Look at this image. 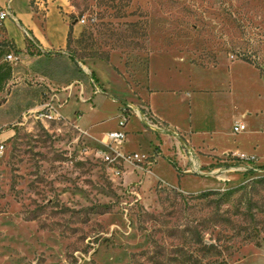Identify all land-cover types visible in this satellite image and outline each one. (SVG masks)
I'll return each mask as SVG.
<instances>
[{"label":"rangeland","instance_id":"obj_1","mask_svg":"<svg viewBox=\"0 0 264 264\" xmlns=\"http://www.w3.org/2000/svg\"><path fill=\"white\" fill-rule=\"evenodd\" d=\"M64 1L68 23L83 20L66 48L77 82L30 75L0 51V264H264V173L182 172L165 136L130 113L156 72L158 87H215L220 60L239 59L264 78V0ZM233 74L234 103L258 113L246 120L262 135L233 134L222 116L223 165L244 155L263 168L264 87L248 66ZM113 131L125 141L111 149L150 164L104 161Z\"/></svg>","mask_w":264,"mask_h":264},{"label":"crops","instance_id":"obj_2","mask_svg":"<svg viewBox=\"0 0 264 264\" xmlns=\"http://www.w3.org/2000/svg\"><path fill=\"white\" fill-rule=\"evenodd\" d=\"M32 4L36 6L37 11L33 9L31 0H0V8H7L11 14V17L3 22L1 32L12 46L11 52L18 59L17 64L25 67L30 75L40 79L56 78L61 85H72L79 80V73L73 70L74 63L66 53L67 34L70 30L72 36H77L80 32L79 22L68 23L66 13L69 14L70 11L65 7L64 0H45L41 1V4L33 0ZM41 8L43 12L39 13ZM0 51L4 52L3 57L8 53L7 48ZM29 52H33L37 60H33ZM51 60L61 61L62 65L56 67L50 64ZM220 61L224 71L220 79L223 81L215 87L193 86L189 78L183 88L158 87L153 82L156 72L147 82V89L143 91L140 99L142 105L130 104V113L134 112L137 118V114L144 109L158 125L169 131L156 132L164 135L174 148L175 155L184 167L182 172L196 173L195 170L198 169L201 172L199 175L211 176L210 171L224 166L227 148L220 147L222 135L219 122L222 116L229 120V130L236 123L244 124L245 130L238 133L242 137L254 138L262 135L246 120L247 116L257 117L258 113L251 114L246 108L241 110L234 103L233 72L238 65L248 66L256 82L262 87L263 76L255 66L243 60ZM220 61L206 69L218 70ZM186 69L192 71L199 68ZM14 73L20 75L17 71ZM259 114L261 115L262 111H259ZM173 125L180 128L184 136L172 129Z\"/></svg>","mask_w":264,"mask_h":264},{"label":"built area","instance_id":"obj_3","mask_svg":"<svg viewBox=\"0 0 264 264\" xmlns=\"http://www.w3.org/2000/svg\"><path fill=\"white\" fill-rule=\"evenodd\" d=\"M11 17L10 12L7 8H0V50L2 48L8 47V42L5 40L3 33L1 32V28L3 25V22ZM83 20H80L79 23H82ZM4 61L12 62L16 59V56L14 53L9 51L6 53L3 57ZM121 122L119 123L120 126H123L129 116V112L126 110V108H121ZM138 119L149 129L155 130V131H162V132H169L166 130V128L161 127L158 125L153 118L150 116V114L146 110L140 111L138 114ZM39 117H47L46 115L40 114ZM245 130V126L242 123H236L232 126L231 132L233 134H238ZM125 141V134L120 131H113L109 132L104 136L102 144L107 148V152L102 153V158L104 161L112 163L116 161V159L122 160L124 163L130 164L134 166L136 163H144L149 165L150 161L147 160L148 156L146 155H139L137 153H128V154H122L118 151H115L111 149V144L115 145H121ZM1 148V146H0ZM228 156V155H227ZM225 156V157H227ZM230 160L228 161V164L225 166H222V168L216 169L214 171H210V175L214 177L216 180L225 183L228 181L226 178L227 173L231 172H241V173H264V167L261 168L259 166H254V163L256 161L255 157L252 156H244V155H231ZM140 171H143V167H138ZM196 173L200 174L201 172L197 169L195 170Z\"/></svg>","mask_w":264,"mask_h":264},{"label":"trees","instance_id":"obj_4","mask_svg":"<svg viewBox=\"0 0 264 264\" xmlns=\"http://www.w3.org/2000/svg\"><path fill=\"white\" fill-rule=\"evenodd\" d=\"M71 37V33H70V30H69V32H68V34H67V45H68V42L70 41V38ZM257 69H259V67L257 66V65H254ZM174 166V165H173ZM175 167V166H174ZM237 190H239V187L238 188H236V187H234V188H230V189H227V190H225V191H223V192H219V191H217V190H208V191H202V192H200V193H198V194H196V195H194V197L195 198H201V199H203V198H206V197H208V196H210V195H220V196H222L224 199L226 198V197H229V196H231L232 194H234Z\"/></svg>","mask_w":264,"mask_h":264}]
</instances>
